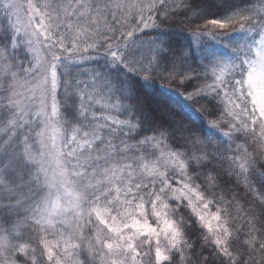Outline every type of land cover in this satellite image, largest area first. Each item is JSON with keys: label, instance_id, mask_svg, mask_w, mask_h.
<instances>
[{"label": "snow or ice", "instance_id": "6c2138e0", "mask_svg": "<svg viewBox=\"0 0 264 264\" xmlns=\"http://www.w3.org/2000/svg\"><path fill=\"white\" fill-rule=\"evenodd\" d=\"M0 264H264V0H0Z\"/></svg>", "mask_w": 264, "mask_h": 264}, {"label": "trees", "instance_id": "16d2710c", "mask_svg": "<svg viewBox=\"0 0 264 264\" xmlns=\"http://www.w3.org/2000/svg\"><path fill=\"white\" fill-rule=\"evenodd\" d=\"M187 29H184L183 31H181L179 28H175L172 30V39L174 41H178L182 44H187V37H186V33ZM161 82L157 81L156 84L159 85ZM168 87H174L173 86H168ZM141 93V96L144 97L145 93H152L155 92L163 97H166L167 100L171 101L172 103H175L178 106L183 107L184 105V101L182 99L181 96L177 95L176 91H171V92H165L164 90H160L158 88H143L139 90ZM146 102L151 104V100L150 99H146ZM214 210V209H213ZM197 227L199 228L200 226L197 225Z\"/></svg>", "mask_w": 264, "mask_h": 264}]
</instances>
